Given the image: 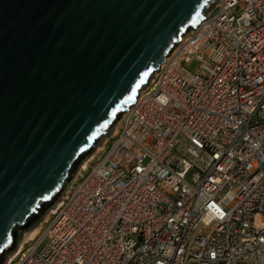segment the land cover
<instances>
[{"label":"built area","instance_id":"built-area-1","mask_svg":"<svg viewBox=\"0 0 264 264\" xmlns=\"http://www.w3.org/2000/svg\"><path fill=\"white\" fill-rule=\"evenodd\" d=\"M209 6L7 264H264V0Z\"/></svg>","mask_w":264,"mask_h":264},{"label":"water","instance_id":"water-1","mask_svg":"<svg viewBox=\"0 0 264 264\" xmlns=\"http://www.w3.org/2000/svg\"><path fill=\"white\" fill-rule=\"evenodd\" d=\"M214 1L0 0V264Z\"/></svg>","mask_w":264,"mask_h":264},{"label":"rangeland","instance_id":"rangeland-1","mask_svg":"<svg viewBox=\"0 0 264 264\" xmlns=\"http://www.w3.org/2000/svg\"><path fill=\"white\" fill-rule=\"evenodd\" d=\"M217 14V10H215L212 15H216ZM196 67V63L193 61L189 66H188V70L193 71ZM117 122L114 124L116 125ZM113 125V126H114ZM113 126L111 127V129L113 128ZM118 127H116L117 130ZM111 129L99 140V142L96 144V146L93 148V150L90 152V154H88L77 166L69 184L67 185V187L61 192L60 196L57 198V200L53 203L52 206H50L49 208L45 209V211L43 212L42 216L40 217V219L34 224L32 225L28 230L26 231H22V232H18L17 236H18V241H17V246L20 243V241L22 240V238L29 232L31 231L35 226H37L39 223H41L40 225V229L39 232L42 230V228L45 226L46 221L50 218V215H47L48 211H50V209H52L54 207V205L58 202L59 199L63 198L66 190L68 189V187L70 186V184L72 183V181L78 179L79 175L82 174L84 172V170L80 171V167L84 162H87L86 166L87 169L95 162V160L99 157V155L101 154L102 149H104V147L106 146V144L111 140V138L114 136V132H110ZM115 130V131H116ZM86 169V168H85ZM62 200V199H61ZM44 221V222H43ZM38 232V233H39ZM36 237V236H35ZM34 237V238H35ZM32 238V239H34ZM32 239H30L29 241H31ZM28 241V242H29ZM16 246V247H17ZM16 247L9 253L5 254L4 256V260L2 261L1 264H7V259L10 258L11 256H13L14 250L16 249ZM25 247V245H24Z\"/></svg>","mask_w":264,"mask_h":264},{"label":"bare ground","instance_id":"bare-ground-1","mask_svg":"<svg viewBox=\"0 0 264 264\" xmlns=\"http://www.w3.org/2000/svg\"><path fill=\"white\" fill-rule=\"evenodd\" d=\"M211 5V4H210ZM210 7V6H209ZM208 7V8H209ZM176 46V45H175ZM174 46V47H175ZM149 83V82H148ZM145 88V87H144ZM118 124V121H117ZM117 124L113 126V128L111 129L110 132H114L116 130ZM87 162H84L81 167H80V171L84 170L85 168H87L86 166ZM61 204V199L58 200V202L54 205V207L52 209H50V211H48L47 215H51L53 214V212L55 211V209L60 206ZM44 222V221H43ZM42 223V222H41ZM41 223H39L37 226H35L31 231H29L20 241V243L18 244V246L16 247V249L14 250V255L11 256V259H14L24 248V245L28 243V241L32 238H34L35 236H37L39 229H40V225ZM33 240V239H32ZM30 242V241H29ZM10 258L7 259V261L11 260Z\"/></svg>","mask_w":264,"mask_h":264},{"label":"trees","instance_id":"trees-1","mask_svg":"<svg viewBox=\"0 0 264 264\" xmlns=\"http://www.w3.org/2000/svg\"><path fill=\"white\" fill-rule=\"evenodd\" d=\"M46 208H43L42 210L44 211ZM42 213V212H41Z\"/></svg>","mask_w":264,"mask_h":264}]
</instances>
